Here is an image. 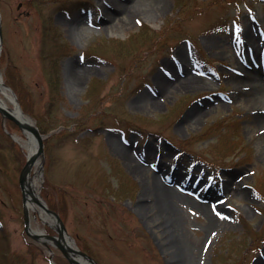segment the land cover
<instances>
[{"label":"rangeland","instance_id":"1","mask_svg":"<svg viewBox=\"0 0 264 264\" xmlns=\"http://www.w3.org/2000/svg\"><path fill=\"white\" fill-rule=\"evenodd\" d=\"M151 1L123 13L114 0H0L3 83L45 134L28 175L97 264H264L261 126L235 82L264 66V57L254 68L242 55L246 29L264 43V0ZM181 64L198 84L171 78L159 90L157 75ZM5 118L0 264H71L56 244L24 231L18 176L28 148ZM126 150L175 192L171 224L143 197L147 173L130 166ZM174 172L182 182L168 180ZM29 221L56 234L36 210Z\"/></svg>","mask_w":264,"mask_h":264},{"label":"bare ground","instance_id":"2","mask_svg":"<svg viewBox=\"0 0 264 264\" xmlns=\"http://www.w3.org/2000/svg\"><path fill=\"white\" fill-rule=\"evenodd\" d=\"M132 3L128 6L123 3L119 2L118 0H114L116 5V11L117 12H123L126 13L129 11V8L133 6L136 2V0H130ZM129 2V1H128ZM151 3H157L155 1H151ZM133 4V5H132ZM111 15L110 12L105 13V16L108 17ZM245 37H246V49L249 50V53L247 54V51H245L242 55L244 57V63L247 64V66H251L254 68H258V62L260 58L264 57V43L260 41L259 38H257L249 29L245 30ZM167 62V61H166ZM178 64L180 63V60H177ZM184 63V62H183ZM172 64L171 62H167V66H170ZM182 65V64H181ZM67 70H69V76L71 77L73 82H77L80 78L79 71L73 67L72 64L69 63V65L66 66ZM180 68L179 72L173 74H169L168 77L165 76V78L162 75H157V87L159 90L164 91L165 88L168 86H171L172 84L169 83V80L176 81L175 86L183 87H193L198 84V80L196 78H192L187 74V70L183 68ZM168 68V67H167ZM263 78V79H262ZM262 79V80H261ZM0 80L2 81V74L0 73ZM263 81V82H261ZM237 86V91L240 95L244 97V99L247 101L249 105L255 106V112H254V119L253 121L260 125L261 127V133H260V141H259V151L260 154L264 155V73H262L259 69V73L254 74L251 72L243 71V79L239 83V81H235ZM243 82V83H242ZM245 85H242L244 84ZM145 93H142L137 96L138 101H144L147 97ZM12 104L9 105V103ZM153 102V103H152ZM0 103L2 106H4L6 109L11 111L20 121H23V114L20 112L18 107L15 104V100L12 97V94L9 90L1 87L0 84ZM154 101H151V103L147 102L145 104H154ZM24 122V121H23ZM25 138L21 141L24 146L28 148V156L31 157L34 154H36V143L34 140V137L31 135L30 132H28L25 129ZM126 158H128V162L130 166L134 169L141 168L147 173V179L144 182L142 194L143 197L148 198L149 201L153 205H157L159 208V211H161L162 214L166 216V224H171L170 222H173L175 220L172 203L176 199L175 192L169 188V186H166V181H162L159 179L158 175L149 170L146 166L141 165L139 162H136L131 157L130 151H123ZM141 153V152H140ZM143 154V153H142ZM145 155V154H143ZM142 155V156H143ZM134 165V166H133ZM183 176L179 172H174L172 176L169 177L168 180L170 181H176V182H182ZM189 182L188 184H190ZM191 186V184L189 185ZM36 198L38 201L43 202L41 197L38 193V185L36 182V179L34 177H31L28 175L26 182H25V205L27 209L30 210H36L40 216V218L45 221H47L50 225L54 226V219L51 215L48 213H45L41 206L36 202L34 199ZM218 216L216 212L210 213V220L214 221L217 220ZM67 243H69L71 246H75L72 241H69V239L64 236ZM82 260V259H81ZM83 261V260H82ZM88 264V263H87Z\"/></svg>","mask_w":264,"mask_h":264},{"label":"water","instance_id":"3","mask_svg":"<svg viewBox=\"0 0 264 264\" xmlns=\"http://www.w3.org/2000/svg\"><path fill=\"white\" fill-rule=\"evenodd\" d=\"M0 84H1V87L5 88L11 92L12 97L15 100L16 106L18 107L20 112L23 114V121L24 122L20 121L11 111L6 109L0 103L1 116L3 118L7 117V118L13 120L17 125H19L21 127L24 134H25V129L28 132H30L31 135L34 137V140L36 143V154H34L31 157H29L27 154L26 162L23 165L22 169L20 170L19 176H18L19 187H20L22 195H23L22 202H23V220H24V231H25V233L34 237V238H39L38 235H40V236L42 235V237L49 240L50 244H52V243L56 244L59 247V249L61 250V252L63 253V255L70 261L71 264H87V263L88 264H97L93 260L92 257H90L88 254H86L84 251L78 249L74 240L66 233L64 223H63L61 217L59 216V214L56 211L49 208L44 201L40 202L36 198H34V199L41 206V208L44 210V212L48 213L49 215H51L53 217L54 223H55L53 227L56 231V234L55 235H52V234L49 235V234H45L41 231H38V230L35 231V230L31 229L30 221H29V212H28L27 207L25 206V182H26V179H27L28 174H29L30 165L33 163V161L37 157V154L41 153L43 150V138L45 137V134L41 133L39 131V129L37 128V126L35 125L34 121L30 117L25 115V113L22 111L21 107L19 106V104L16 100V97H15V94L13 93V91L7 85H5L3 83V81H1V80H0ZM64 236H66L69 239V241H72L75 246H71L69 243H67ZM49 250H51V249L49 248ZM50 261L52 264H55L51 259H50Z\"/></svg>","mask_w":264,"mask_h":264}]
</instances>
